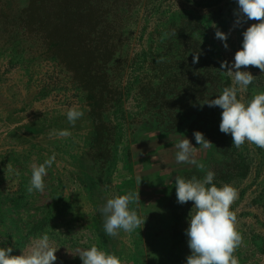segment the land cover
<instances>
[{
	"label": "rangeland",
	"instance_id": "obj_1",
	"mask_svg": "<svg viewBox=\"0 0 264 264\" xmlns=\"http://www.w3.org/2000/svg\"><path fill=\"white\" fill-rule=\"evenodd\" d=\"M237 8L236 0H0V247L20 255L47 233L54 264H82L81 250H106L100 207L133 191L141 203L130 208L145 219L130 232L136 244L143 235L157 252H186L193 202H177L175 177L211 170L213 183L239 193L231 206L243 236L239 264H264L254 244L264 238V149L232 146L219 130L222 109L202 105L233 86L221 62H234L256 23L234 28ZM241 70L256 76L238 91L247 103L264 91V73ZM72 107L84 113L75 126ZM65 129L70 136L56 134ZM196 131L213 146L200 147ZM184 136L203 170L176 162ZM53 153L44 192L29 193L31 166ZM164 258L155 264H186Z\"/></svg>",
	"mask_w": 264,
	"mask_h": 264
},
{
	"label": "clouds",
	"instance_id": "obj_2",
	"mask_svg": "<svg viewBox=\"0 0 264 264\" xmlns=\"http://www.w3.org/2000/svg\"><path fill=\"white\" fill-rule=\"evenodd\" d=\"M238 8L234 11L236 20L233 27H239L247 21H256L243 31L242 47L236 51L234 62H221L220 69L232 78L233 86L225 87L215 99L205 101L209 107L222 109L219 130L231 134L232 146L241 148L245 143L254 144L264 149V91L254 93L252 98L243 102L237 98L238 91L251 85L256 76L250 71H242L248 67H256L264 73V0H236ZM215 27V26H214ZM215 38L224 42L227 49L228 35L219 29ZM162 59V58H161ZM199 60V54L193 57V62ZM84 115L76 107L67 113L69 124L75 123ZM59 137L71 135L67 129L56 133ZM195 140L200 147L208 149L212 142L205 139L203 133L194 132ZM175 160L177 163L193 165L203 170L205 165L195 158L197 148L189 139L182 138L175 145ZM55 153L43 163L31 166L32 173L28 192L43 193L44 177L47 169L55 162ZM12 171L11 166H7ZM215 173L206 172L203 179L196 176L186 179L177 175L175 189L177 202L185 204L193 202V208L188 218V247L191 254L186 258V264H239L236 250L243 244V236L237 229V214L231 206L239 198L238 190L224 183L218 187L213 183ZM141 203L139 193L128 191L124 195H116L106 200L99 211L104 217L103 229L106 235L116 237L119 232H132L144 226L141 218L131 204ZM194 209V211H193ZM47 233L33 239L28 249L20 255H12L11 247H0V264H54L57 260L56 251ZM79 257L82 264H125L117 255L100 249L93 243L89 248L81 250Z\"/></svg>",
	"mask_w": 264,
	"mask_h": 264
},
{
	"label": "crops",
	"instance_id": "obj_3",
	"mask_svg": "<svg viewBox=\"0 0 264 264\" xmlns=\"http://www.w3.org/2000/svg\"><path fill=\"white\" fill-rule=\"evenodd\" d=\"M16 116H19L17 114ZM17 123L16 125H12V127H8L10 129L14 130H19L20 126ZM36 144V143H34ZM44 147L46 148V144H43ZM43 156H47L46 151H43ZM48 158V157H47ZM103 228V224L101 225ZM170 228L179 230L180 223H172ZM136 230V229H135ZM138 230V229H137ZM185 235V234H183ZM142 237V238H141ZM139 238V246L136 244V238L134 237V234H127V232L122 231L119 232V235L116 237H110L107 238L108 243L105 245V248L107 252L109 253H114L117 255L122 261L125 262V264H155V263H160L163 262L165 259L169 258H164L163 255L166 257H170V259L178 260V261H184V258H187L191 254V250L188 247V242H187V247H186V252L185 250H178L177 255H175L172 250L171 253L169 249H166L165 251L161 253L160 251L157 252L155 250V247L157 246V243L155 242V246H150L149 243H146L144 245V240H143V235H141ZM188 241V238H187ZM255 247L259 251L257 253L259 256H264V238L258 237L255 240ZM162 255V256H161Z\"/></svg>",
	"mask_w": 264,
	"mask_h": 264
}]
</instances>
